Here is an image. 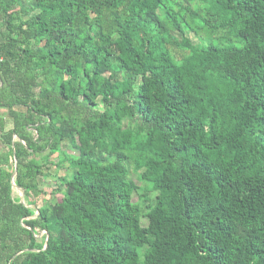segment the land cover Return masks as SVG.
Returning a JSON list of instances; mask_svg holds the SVG:
<instances>
[{
    "label": "trees",
    "instance_id": "1",
    "mask_svg": "<svg viewBox=\"0 0 264 264\" xmlns=\"http://www.w3.org/2000/svg\"><path fill=\"white\" fill-rule=\"evenodd\" d=\"M0 58V264H264V0H0Z\"/></svg>",
    "mask_w": 264,
    "mask_h": 264
},
{
    "label": "rangeland",
    "instance_id": "2",
    "mask_svg": "<svg viewBox=\"0 0 264 264\" xmlns=\"http://www.w3.org/2000/svg\"><path fill=\"white\" fill-rule=\"evenodd\" d=\"M187 37L194 43L197 42V40L193 37V35L187 34ZM72 171L70 170H62L59 172V174L56 176H49L48 178L45 179L43 183L39 185V189L42 190V195L40 196L38 200V207L44 208L56 203H62L64 202V188L59 187L58 185V178L60 176H70ZM134 179V178H133ZM13 196L14 197H19L20 192L17 191L16 189L13 190ZM143 224H145L144 221H142ZM44 233H40L38 235V239H40Z\"/></svg>",
    "mask_w": 264,
    "mask_h": 264
},
{
    "label": "water",
    "instance_id": "3",
    "mask_svg": "<svg viewBox=\"0 0 264 264\" xmlns=\"http://www.w3.org/2000/svg\"><path fill=\"white\" fill-rule=\"evenodd\" d=\"M14 168H15V170H14L13 175H12L11 187H12V190L16 189L17 191L20 192L19 201H20V203H24L23 192L18 187H16L14 182H13L14 177L16 175V161H14ZM45 238L47 239V236Z\"/></svg>",
    "mask_w": 264,
    "mask_h": 264
},
{
    "label": "built area",
    "instance_id": "4",
    "mask_svg": "<svg viewBox=\"0 0 264 264\" xmlns=\"http://www.w3.org/2000/svg\"><path fill=\"white\" fill-rule=\"evenodd\" d=\"M0 61H1V58H0Z\"/></svg>",
    "mask_w": 264,
    "mask_h": 264
}]
</instances>
